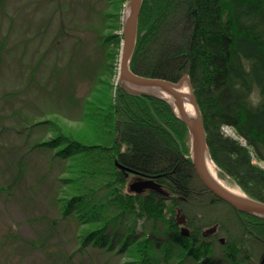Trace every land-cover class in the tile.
Here are the masks:
<instances>
[{
	"label": "trees",
	"instance_id": "1",
	"mask_svg": "<svg viewBox=\"0 0 264 264\" xmlns=\"http://www.w3.org/2000/svg\"><path fill=\"white\" fill-rule=\"evenodd\" d=\"M101 37L108 72L118 53L110 43L121 37ZM41 64H21L25 88L40 86ZM130 67L174 81L188 73L213 161L264 201V168L253 160L264 161V0H143ZM99 76L82 96L52 86L77 103L84 131L33 114L17 128L18 151L0 141V197L30 208L34 229L9 226V253L17 246L38 264H264V217L204 185L171 104L118 83L113 94ZM37 128L46 133L32 138ZM211 225L217 230L206 234Z\"/></svg>",
	"mask_w": 264,
	"mask_h": 264
},
{
	"label": "rangeland",
	"instance_id": "2",
	"mask_svg": "<svg viewBox=\"0 0 264 264\" xmlns=\"http://www.w3.org/2000/svg\"><path fill=\"white\" fill-rule=\"evenodd\" d=\"M127 1L0 0V51L3 53L0 58L1 142L17 148L22 142V133L17 128L33 114H37L38 118L48 116L59 120L63 128L73 133L84 131V123L75 119L77 103L69 97L62 96L61 99L52 86L57 91L63 89V93L73 91L77 96H82L91 89L97 75H100L101 79H109V87L114 94L118 83L121 31ZM107 12H110L109 16ZM110 31L118 33L121 38L119 37L118 44L110 43L113 55L116 51L118 53L115 59L109 60L111 66L105 72L108 56L106 57L107 48L102 43L101 36ZM38 60L42 63L39 78L37 77L41 84L36 85L37 89L25 88L21 64L36 63ZM56 66L60 72L55 74ZM50 109L61 114H48ZM223 129L226 134L245 144V140L236 135L233 127L224 126ZM43 133H46L45 129L37 128L33 131L32 138ZM2 157L3 152L0 150V181L5 176ZM253 158L255 163L264 168V161L255 156ZM42 164L43 159L40 158L39 168ZM218 172L229 184L241 187L230 175L220 169ZM244 193L248 194L246 191ZM31 215L30 208L26 209L14 201L0 197V264H38L36 255L25 254L17 246L9 253L8 244L3 243L9 226L22 235H32L33 226L27 221ZM212 226L214 225L207 226L204 231Z\"/></svg>",
	"mask_w": 264,
	"mask_h": 264
},
{
	"label": "water",
	"instance_id": "3",
	"mask_svg": "<svg viewBox=\"0 0 264 264\" xmlns=\"http://www.w3.org/2000/svg\"><path fill=\"white\" fill-rule=\"evenodd\" d=\"M143 0H128L122 26V39L119 54L118 82L120 86L133 94L161 97L169 101L177 117L187 126L191 138V158L196 173L204 185L216 196L231 204L234 208L264 217V201L248 194H238L223 185L209 170L208 161H213L207 142V132L204 118L195 95L191 78L184 73L177 81L156 76H145L135 73L130 67L131 57L136 47L138 24ZM187 84L189 92L182 88ZM163 90L173 96V101L155 92ZM187 99L193 104L194 115H189L185 109ZM181 221H184L182 218ZM217 226L208 228L206 234L216 231ZM223 240V239H222Z\"/></svg>",
	"mask_w": 264,
	"mask_h": 264
},
{
	"label": "bare ground",
	"instance_id": "4",
	"mask_svg": "<svg viewBox=\"0 0 264 264\" xmlns=\"http://www.w3.org/2000/svg\"><path fill=\"white\" fill-rule=\"evenodd\" d=\"M155 92L163 95L164 97L168 98L170 101H173V96L163 90H159V89H153ZM182 90L184 92H189V86L187 84H185V86L182 88ZM185 109L186 112L189 115H194L195 114V109L193 104L187 99V101L185 102ZM208 167L209 170L211 171V173L213 174V176H215L223 185H225L227 188H229L230 190H232L233 192H236L238 194H245L243 189H241V187H239L238 185H232L229 184L224 178H222L219 175L218 172V166L214 163V161H208Z\"/></svg>",
	"mask_w": 264,
	"mask_h": 264
}]
</instances>
